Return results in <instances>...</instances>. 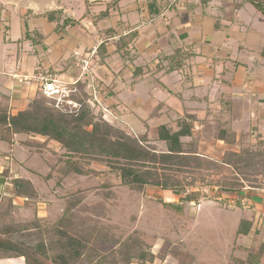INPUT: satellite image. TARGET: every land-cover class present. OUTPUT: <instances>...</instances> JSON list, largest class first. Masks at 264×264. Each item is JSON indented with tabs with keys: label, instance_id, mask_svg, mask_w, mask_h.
<instances>
[{
	"label": "crops",
	"instance_id": "0c3cea01",
	"mask_svg": "<svg viewBox=\"0 0 264 264\" xmlns=\"http://www.w3.org/2000/svg\"><path fill=\"white\" fill-rule=\"evenodd\" d=\"M151 1L0 0V104L16 114L44 78L57 79L77 97L87 93L93 110L102 99L114 123L148 139L162 125L178 131L180 119L194 117L192 135L182 141H193L201 155L236 151L258 128L264 140V13L247 0H156L154 15ZM177 55H184L180 65ZM223 130L234 134L233 143L219 137ZM238 205L241 220L253 221L250 233L239 235L264 242V224L256 226L254 212ZM0 264L27 262L17 254Z\"/></svg>",
	"mask_w": 264,
	"mask_h": 264
},
{
	"label": "rangeland",
	"instance_id": "374dc122",
	"mask_svg": "<svg viewBox=\"0 0 264 264\" xmlns=\"http://www.w3.org/2000/svg\"><path fill=\"white\" fill-rule=\"evenodd\" d=\"M100 92L107 95L108 90L100 87ZM83 100L89 105L87 93ZM46 101L57 109L49 98ZM82 107L64 113L77 115ZM96 107H89L96 120L105 119L139 135L133 128L114 123L111 114L104 111L106 108L111 112L112 107L102 99ZM241 126L246 130L249 125ZM250 133V137H243L237 152L264 150V140L257 135L259 128ZM157 136L150 134L149 144L157 152L166 151L165 142L158 141ZM231 138L235 141V136ZM192 143L184 142L187 146ZM66 152L59 142L41 135L19 134L13 144L0 140V181L2 177L7 180L0 185V192L13 198V202L0 201V222H5L3 233L13 243H24L28 249L39 247L47 260L63 258L66 264H142L137 256L141 250L155 255L148 264H234L237 258L246 259L249 252H264L263 241L256 244L254 237L237 233L245 210L235 204L244 202V207L254 212L251 218H255L256 226L264 224V214L258 218L256 214L257 197L264 195V169L249 176L242 191L226 196L217 192L218 180L230 175L223 168H200L191 173L167 171L183 183V193L176 194L152 185L142 189L124 185L119 171L106 161L79 155L73 160L80 161L86 173L68 172ZM207 152L205 156L216 160L221 159L214 155L224 156L222 152ZM14 178L30 179L36 196L17 197L12 190ZM193 193L197 195L187 200L186 196ZM172 203L182 206V211ZM17 254L10 248L0 253V258Z\"/></svg>",
	"mask_w": 264,
	"mask_h": 264
},
{
	"label": "trees",
	"instance_id": "16d2710c",
	"mask_svg": "<svg viewBox=\"0 0 264 264\" xmlns=\"http://www.w3.org/2000/svg\"><path fill=\"white\" fill-rule=\"evenodd\" d=\"M247 1L253 3L264 13L263 2L260 0ZM149 9L151 14L159 13L156 0L149 3ZM134 35H129L126 40L123 38L124 45H127L134 38ZM104 49L105 46H102L100 50L102 56L105 55ZM262 56L264 57V51ZM183 59L184 55H177L174 58L175 63L178 65L181 64ZM72 97L84 104L77 115L60 112L61 110L47 105V97L42 91L25 109L18 111L16 114L10 111L8 103L0 104V140L13 144L18 134L48 137L56 140L66 149V155L69 156L67 160L68 172L86 173L80 161L73 160L76 155H79L80 158L106 161L112 168L119 171L124 185L141 189L152 185L162 189L174 190L176 194L183 193V183L173 178L167 171L179 170L191 173L200 168H223L230 171V175L225 174L218 180V190L225 193H236L243 190L245 180H250L249 176L258 173L259 169H264V150L243 153L227 150L221 160H216L199 154L193 143L189 146L184 144L182 137L192 135V120L194 118L192 116L180 119V129L178 131H173L166 125L159 127V139L165 142L167 150L157 152L149 144L146 135H133L105 119L96 120L97 116L82 97H77L74 93ZM90 126L91 128L88 129ZM232 136L234 134L229 133L228 130H223L219 134L220 138L229 143L234 142ZM24 142L29 144L28 141ZM13 181L14 188L12 190L17 197L29 199L36 196V189L30 179L14 178ZM6 182V178L2 177L0 185ZM179 185L181 187L175 189ZM195 195L197 193L189 194L186 199L191 200ZM5 200L13 202L11 196L8 198L0 192V201ZM170 205L177 208L178 211H182V206H178L176 203ZM252 225L253 221L241 220L237 233L248 235ZM4 231H6L5 222L4 224L0 222V253L11 248L23 255L27 264H58V262L66 264L63 258L62 261L57 260L56 262L55 260H47L39 247L28 249V246L24 243H13L12 240L6 238ZM127 248L130 250L128 246ZM124 249L125 253L130 256L126 248ZM132 250L134 249L131 248ZM262 251L258 253L251 252L248 260L241 261L239 264H259V260L263 255ZM137 256L142 264L151 263L155 259V255L146 250H141ZM100 264H103V262H100Z\"/></svg>",
	"mask_w": 264,
	"mask_h": 264
},
{
	"label": "built area",
	"instance_id": "2783aa9c",
	"mask_svg": "<svg viewBox=\"0 0 264 264\" xmlns=\"http://www.w3.org/2000/svg\"><path fill=\"white\" fill-rule=\"evenodd\" d=\"M89 62H85L83 69H88ZM43 79V78H42ZM76 89H72L68 87L67 85H63L58 82L57 79H43L42 85H41V91L43 94L53 102V105L63 112H76L79 111L82 107V103L75 100L72 97V94L75 92ZM98 101V100H97ZM107 114L111 113L106 108L104 109ZM218 190V189H217ZM218 194L227 195V193L223 191H217ZM243 200V199H242ZM241 200V201H242ZM244 204V202H242ZM236 206H238V203L235 202Z\"/></svg>",
	"mask_w": 264,
	"mask_h": 264
}]
</instances>
